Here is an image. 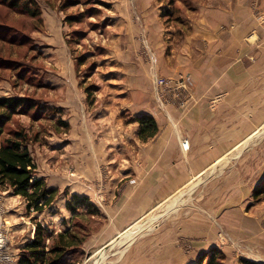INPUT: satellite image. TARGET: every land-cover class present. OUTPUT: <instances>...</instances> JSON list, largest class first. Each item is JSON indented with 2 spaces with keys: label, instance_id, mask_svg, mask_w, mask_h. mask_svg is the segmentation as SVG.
I'll return each instance as SVG.
<instances>
[{
  "label": "rangeland",
  "instance_id": "374dc122",
  "mask_svg": "<svg viewBox=\"0 0 264 264\" xmlns=\"http://www.w3.org/2000/svg\"><path fill=\"white\" fill-rule=\"evenodd\" d=\"M22 2L15 8L0 0V98H24L7 128L28 133L37 175L58 193L44 212L29 213L22 196L0 188V218L19 216L16 226L0 224L11 225L17 252L37 222L57 232L78 222L86 241L67 256L78 264H95L103 255L100 264H198L215 249L225 264L264 262V199L254 195L264 179L258 152L264 142L251 154L256 141L246 142L187 184H163V202L129 226L117 229L110 209L112 193L119 197L131 182L128 160L142 141L126 105L134 80L149 73L165 104L187 102L192 94L185 63L169 75L163 58L184 59L194 22L213 10L230 14L244 7L258 27H249L243 38L255 43L264 32L261 0ZM31 2L39 15L24 11ZM75 193L90 196L98 213L70 221L66 202Z\"/></svg>",
  "mask_w": 264,
  "mask_h": 264
},
{
  "label": "crops",
  "instance_id": "0c3cea01",
  "mask_svg": "<svg viewBox=\"0 0 264 264\" xmlns=\"http://www.w3.org/2000/svg\"><path fill=\"white\" fill-rule=\"evenodd\" d=\"M261 3L264 7V0ZM230 21L239 23L238 29L218 30V25ZM253 25L258 27L242 6L233 8L230 14L213 10L194 22L190 53L184 59L173 62L163 58L167 64L163 72L169 75L185 63L192 94L187 102L165 104L155 94L148 74L135 79L129 87L127 108L135 116L151 114L159 124V132L147 141L137 139L138 150L128 160L131 182L119 197L113 193L110 196L111 217L116 219L117 229L129 226L152 206L161 204L166 195L163 184H174L173 188L187 184L193 176L205 172L230 152L241 150L250 140L256 143L249 154L260 148L264 142V32L255 43L243 38ZM260 28L264 31L263 25ZM138 129L137 122V132ZM184 140L189 142L186 149ZM258 152L262 156V178L264 148ZM17 219L18 214H1L0 224L11 221L16 226ZM11 225L5 228L10 229L7 232L17 252V236ZM20 240L17 242L21 244L25 241Z\"/></svg>",
  "mask_w": 264,
  "mask_h": 264
},
{
  "label": "trees",
  "instance_id": "16d2710c",
  "mask_svg": "<svg viewBox=\"0 0 264 264\" xmlns=\"http://www.w3.org/2000/svg\"><path fill=\"white\" fill-rule=\"evenodd\" d=\"M10 6L19 8L24 0H4ZM31 6L24 7L31 16H37L41 10H31ZM25 103L24 98L6 97L0 98V188L12 190L14 194L22 196L26 200V209L29 213L36 211L42 213L52 205L58 193L57 188L47 185L44 177L38 176V164L30 148V138L24 129H8L7 124L11 115ZM33 105L30 104V108ZM139 123L138 137L142 141L153 138L159 132V124L151 114H141L134 118ZM7 132V134H6ZM257 200L264 199V179L254 193ZM88 207L86 212L82 207ZM67 209L72 216L70 221L77 217H83L87 213L96 214L99 209L91 203L90 196L72 195V199L66 202ZM34 219H36L34 217ZM63 223H67L63 219ZM82 226L78 222L65 227L61 231H55L49 225L37 222L34 234L22 245L17 254V264H78L69 261L67 256L72 249H76L86 241L85 235H80L77 228ZM34 235V236H33ZM207 264H225L223 253L213 250L206 254L198 264H203L206 258ZM245 264H264V262L244 259Z\"/></svg>",
  "mask_w": 264,
  "mask_h": 264
},
{
  "label": "built area",
  "instance_id": "2783aa9c",
  "mask_svg": "<svg viewBox=\"0 0 264 264\" xmlns=\"http://www.w3.org/2000/svg\"><path fill=\"white\" fill-rule=\"evenodd\" d=\"M183 145L189 146V142L184 140ZM17 260L7 229L0 227V264H17Z\"/></svg>",
  "mask_w": 264,
  "mask_h": 264
},
{
  "label": "bare ground",
  "instance_id": "6f19581e",
  "mask_svg": "<svg viewBox=\"0 0 264 264\" xmlns=\"http://www.w3.org/2000/svg\"><path fill=\"white\" fill-rule=\"evenodd\" d=\"M147 24H148V23H147ZM150 38H151V37H150ZM149 44H150V43H149ZM137 47H138V46H137ZM152 65H153V64H152ZM145 68H146V65H145ZM157 68H158V67H157ZM147 70H148V69H147ZM148 74H149V73H148ZM183 146H184L185 149L188 147V145H187V146L183 145ZM229 157H230V156H229ZM177 196H178V195H177ZM175 200H176V199H175ZM175 200H173V203H174ZM201 220H202V219H201ZM204 220H206V219H204ZM208 221H209V220H208ZM207 225H208V224H207ZM206 230H207V229H206ZM209 233H210V232H209ZM128 235H130V234L128 233ZM131 236H132V234H131ZM160 246H161V245H160ZM158 250H161V249H158ZM153 251H154V250H153ZM156 251H157V250H156ZM157 252H158V251H157ZM150 253L152 254V252H150ZM162 253H163V252H162ZM102 255H103V254H102ZM153 255H154V252H153ZM150 256H151V255H150ZM150 256H149V257H150ZM153 257H154V256H153ZM153 257H152V258H153ZM103 258H104V255L102 256V258L100 257V258L96 259V260H95V264H100V263L103 261V260H102ZM159 258H160V257H159ZM162 260H163V259H161V261H162Z\"/></svg>",
  "mask_w": 264,
  "mask_h": 264
}]
</instances>
